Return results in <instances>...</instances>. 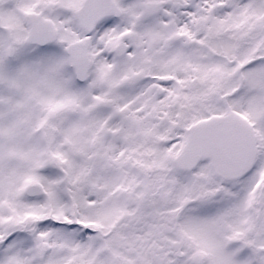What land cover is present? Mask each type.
I'll return each mask as SVG.
<instances>
[{
    "label": "snow or ice",
    "instance_id": "6c2138e0",
    "mask_svg": "<svg viewBox=\"0 0 264 264\" xmlns=\"http://www.w3.org/2000/svg\"><path fill=\"white\" fill-rule=\"evenodd\" d=\"M0 264H264V0H0Z\"/></svg>",
    "mask_w": 264,
    "mask_h": 264
}]
</instances>
